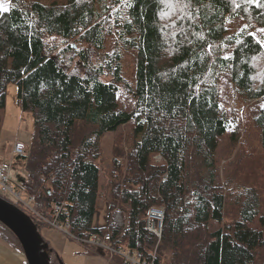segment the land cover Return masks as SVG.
<instances>
[{
    "label": "trees",
    "instance_id": "1",
    "mask_svg": "<svg viewBox=\"0 0 264 264\" xmlns=\"http://www.w3.org/2000/svg\"><path fill=\"white\" fill-rule=\"evenodd\" d=\"M44 1L9 0L0 12V110L17 85L33 120L18 158L36 213L53 219L65 203L71 236L155 253V264H264V0ZM128 53L132 84L123 75ZM224 76L242 105L261 102L248 120L256 145L224 107ZM120 89L131 112L118 105ZM132 119V150L113 161L107 222L95 228L100 140ZM225 154L234 159L221 166ZM152 207L164 208L160 239L145 229ZM0 237L23 252L1 220Z\"/></svg>",
    "mask_w": 264,
    "mask_h": 264
},
{
    "label": "rangeland",
    "instance_id": "2",
    "mask_svg": "<svg viewBox=\"0 0 264 264\" xmlns=\"http://www.w3.org/2000/svg\"><path fill=\"white\" fill-rule=\"evenodd\" d=\"M109 1L110 0H101L102 3H108ZM65 3L66 0H47L42 2V4L48 6L52 4L62 6L65 5ZM0 6L7 9L9 6V0H0ZM237 23L238 22H236V24ZM57 43H61V41L57 40ZM122 64L124 78L132 84V80H134L133 73L135 60L133 59L131 53L123 55ZM220 93L224 107L227 109H234L240 114L242 123L245 127L244 138L247 136V138L250 139L251 144L256 145V136L251 130H249L248 127L250 122L248 120L251 119L253 115L257 114V110L259 109L261 102L258 103L251 101L246 105H242L240 99L232 91L230 82L225 76L222 77L220 82ZM17 94V85L9 84L6 92L5 106L2 110H0V165H12L10 175L11 179L13 180V186L15 187L16 183H19L21 185V183H23V181L25 180V171L24 160L12 155L13 144L16 141H20L28 147L31 144L33 135L32 116L29 113L23 112L19 105ZM118 105L120 109L124 111L131 112L133 110L132 98L127 95L122 89H120L118 93ZM137 123L138 121H136V119H132L128 123L117 127L115 131L105 133L100 140V148L102 152L101 157L94 161L99 168V184L96 199L97 206L94 217L92 219V225L95 228H101L106 225L109 212L108 203L112 198L111 189L108 185L111 179V167L113 166L114 159L122 160L131 152L133 130ZM223 147V145H219V152L217 155H222V153L220 152L222 151ZM233 159V154L229 156H226L225 154L220 159L219 163L221 164V166H223L228 161L229 163L232 162ZM153 160L159 163V161L161 160V156L154 155ZM219 171L221 172L219 180L221 183H223L225 180L223 176L224 170L219 169ZM18 189L20 190L21 198L23 200H27V194L22 190L21 187H19ZM5 197H8V199L11 200V196L5 195ZM186 201H190V199L186 198ZM237 210V208L232 209L231 216H226L224 218V221H230L234 217V214ZM26 216L30 218L28 214H26ZM39 221L46 228L40 230V236L43 237V234H46L50 243V249L46 248L49 263L86 264L85 260L83 259V255L84 252L88 249V244L75 240L74 238L65 234L64 231L57 229L54 230V228L52 227L45 226L46 224L41 219ZM210 227L211 229H215L218 227V224L211 223ZM15 250L20 251L17 249ZM20 252L22 253V251ZM106 252L108 251L99 248L94 253L102 257V255Z\"/></svg>",
    "mask_w": 264,
    "mask_h": 264
},
{
    "label": "built area",
    "instance_id": "3",
    "mask_svg": "<svg viewBox=\"0 0 264 264\" xmlns=\"http://www.w3.org/2000/svg\"><path fill=\"white\" fill-rule=\"evenodd\" d=\"M26 149L27 146L24 143L18 141L14 145L12 155L15 157L21 156L26 152ZM0 189L3 194H13L14 196H17V194L14 193L11 185L8 183V177L5 174L4 168L2 167H0ZM63 205L64 203H62V205L60 206L54 207L53 219H50L49 223L54 229L64 231L65 234L74 238L68 233L67 224L65 225L63 222L64 216L68 215V212L63 209ZM31 213L35 216V219H37L38 221L40 220V214L36 212ZM163 219L164 209L162 207H152L148 210L147 218L145 221V229L153 233L158 239H160L161 237ZM62 228H64L65 230ZM106 237L108 238V235H106ZM74 239L79 242H84L88 244V247L93 246L96 248H102L103 250H107L109 253L119 256L125 264H155V253H153L151 256H146L136 249H127L124 247L114 249L109 244L100 241L96 235H92L91 238L88 240L76 238Z\"/></svg>",
    "mask_w": 264,
    "mask_h": 264
},
{
    "label": "water",
    "instance_id": "4",
    "mask_svg": "<svg viewBox=\"0 0 264 264\" xmlns=\"http://www.w3.org/2000/svg\"><path fill=\"white\" fill-rule=\"evenodd\" d=\"M0 220L18 237L27 264H50L46 253L47 245L42 241L32 220L2 197Z\"/></svg>",
    "mask_w": 264,
    "mask_h": 264
},
{
    "label": "crops",
    "instance_id": "5",
    "mask_svg": "<svg viewBox=\"0 0 264 264\" xmlns=\"http://www.w3.org/2000/svg\"><path fill=\"white\" fill-rule=\"evenodd\" d=\"M41 229H46V228L43 227ZM38 233L39 234L41 233L40 230ZM41 238L44 239L45 243L46 242L49 243L46 234H43V237ZM87 248H88L87 251H85L83 255V259L85 260L86 264H114V262L110 258H106L103 256L100 257L96 253H94L95 251H90L92 250L90 247ZM0 264H27V261L25 260L23 252L21 253L20 251H16L12 246H10L0 237Z\"/></svg>",
    "mask_w": 264,
    "mask_h": 264
},
{
    "label": "bare ground",
    "instance_id": "6",
    "mask_svg": "<svg viewBox=\"0 0 264 264\" xmlns=\"http://www.w3.org/2000/svg\"><path fill=\"white\" fill-rule=\"evenodd\" d=\"M18 141H16L14 144H13V147H12V152L14 150V145L17 143ZM24 155V154H23ZM21 155V156H23ZM0 167L4 168L5 170V174L7 175L8 177V183L11 185V187L13 188V191L14 193L17 194V196H14L13 194H10L9 196H11V200H14V201H8L10 203H12L16 208H18L20 211H22L24 214H26V211L27 212H36V210L34 209V199L33 197L31 196H28L27 195V200H23L21 198V194H20V190L18 189L19 187L22 188V190L24 191V185L23 183H21V185L19 183H16V187L17 189L14 188L13 186V180L11 179V176H10V170L12 169L11 168V165H0ZM25 181V180H24ZM0 194H3L1 189H0ZM19 204V205H18ZM21 205V208L17 207V206H20ZM62 205V204H60ZM60 205H54L55 206H60ZM66 204L64 203L63 205V209L66 210ZM69 215V214H68ZM46 225L45 226H49V227H52L50 225V219L46 218L45 216H41L40 218ZM63 222L64 224L66 225L67 224V230L69 229V218L67 216H64L63 218ZM53 228V227H52Z\"/></svg>",
    "mask_w": 264,
    "mask_h": 264
},
{
    "label": "snow or ice",
    "instance_id": "7",
    "mask_svg": "<svg viewBox=\"0 0 264 264\" xmlns=\"http://www.w3.org/2000/svg\"><path fill=\"white\" fill-rule=\"evenodd\" d=\"M248 3H256L257 6H259V2L258 0H247ZM7 11V9L5 7L0 6V12H4ZM264 31V30H261ZM258 43H261V46L264 47V42L261 41H257ZM262 108H264V105L261 106Z\"/></svg>",
    "mask_w": 264,
    "mask_h": 264
}]
</instances>
